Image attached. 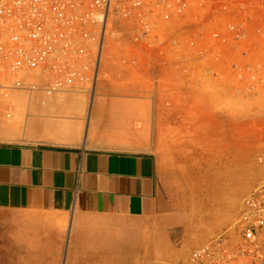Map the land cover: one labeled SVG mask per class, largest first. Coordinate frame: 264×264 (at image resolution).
Segmentation results:
<instances>
[{
    "label": "crops",
    "instance_id": "0c3cea01",
    "mask_svg": "<svg viewBox=\"0 0 264 264\" xmlns=\"http://www.w3.org/2000/svg\"><path fill=\"white\" fill-rule=\"evenodd\" d=\"M158 54L135 68L113 58L100 65L93 92L73 100L81 117L90 107L80 141L0 138V264H161L222 229L223 216L194 206L171 150L177 132L207 150L202 98L184 89L173 115L161 105L137 109L152 101L146 87L166 64ZM171 115L190 119L184 130L164 122ZM207 164L201 152L194 165Z\"/></svg>",
    "mask_w": 264,
    "mask_h": 264
},
{
    "label": "built area",
    "instance_id": "2783aa9c",
    "mask_svg": "<svg viewBox=\"0 0 264 264\" xmlns=\"http://www.w3.org/2000/svg\"><path fill=\"white\" fill-rule=\"evenodd\" d=\"M134 19L144 39L171 20V51L188 77L220 79L225 65L237 91L264 100V0H0V88L92 93L104 44ZM177 264H264V178L231 226Z\"/></svg>",
    "mask_w": 264,
    "mask_h": 264
},
{
    "label": "rangeland",
    "instance_id": "374dc122",
    "mask_svg": "<svg viewBox=\"0 0 264 264\" xmlns=\"http://www.w3.org/2000/svg\"><path fill=\"white\" fill-rule=\"evenodd\" d=\"M115 27L117 31L110 38L112 45L108 53H103L101 64L113 58L115 63L135 68V63L149 62L155 52H159L158 57L166 63L157 76L159 79L149 80V87H146L152 101H140L136 104L137 109L148 113L161 105L173 115L185 106L184 89L202 98L197 100L196 107L208 111L207 150L202 148L201 151V144L190 142V137L183 132L172 135L171 150L176 155L180 177L192 181L195 190L193 196L196 197L193 198V204L196 209L207 208L225 218L221 232L233 224L245 195L264 178V165L260 162V157L264 156L263 96H245L237 91L230 82L231 77L227 76L229 72L225 65L223 71H226L227 77L206 79L201 71H197L195 78L188 77L182 57L171 51V33L174 31L171 20L159 19L153 24L152 36L155 37L151 39L140 37L144 24L138 20H120ZM141 49L148 59L141 53ZM227 58L229 56H224V61ZM101 67L104 69V66ZM102 69L100 78L104 76ZM132 91L140 92L138 89ZM89 94L90 88H67L54 93L0 88V138L58 143L80 141L86 134L90 107L85 118L81 117L73 100ZM174 94L181 96V99H171ZM153 97L156 102H153ZM172 115L164 122L171 126V130H184L190 119ZM146 120L149 125L151 119ZM141 121L137 120V124L141 125ZM79 123H83V127L79 128ZM201 152L207 153L208 164L196 167L194 162ZM205 201L207 206L204 205ZM216 234L186 248V251L179 246L181 254L173 261L163 259L161 264H177L185 260L194 248Z\"/></svg>",
    "mask_w": 264,
    "mask_h": 264
},
{
    "label": "bare ground",
    "instance_id": "6f19581e",
    "mask_svg": "<svg viewBox=\"0 0 264 264\" xmlns=\"http://www.w3.org/2000/svg\"><path fill=\"white\" fill-rule=\"evenodd\" d=\"M111 36H112V35L109 36V39L106 41V44H104V46H103L102 54H101V62H102V55H103V53H106V52L108 51L107 49H109V48H110V45H112V44H110V43H111V42H110V38H111ZM107 53H108V52H107ZM104 60H105V59H104ZM105 63H106V61H105ZM98 78H100V74L98 75ZM95 86H96V85H95ZM77 105H78L79 107H81V110L85 108V106L82 105L81 103H77ZM78 126L82 127V126H83V123H79Z\"/></svg>",
    "mask_w": 264,
    "mask_h": 264
}]
</instances>
